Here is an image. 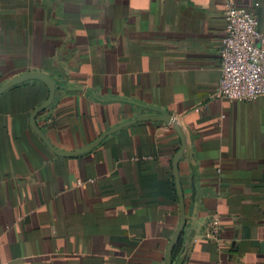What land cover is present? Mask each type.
<instances>
[{
  "label": "crops",
  "instance_id": "1",
  "mask_svg": "<svg viewBox=\"0 0 264 264\" xmlns=\"http://www.w3.org/2000/svg\"><path fill=\"white\" fill-rule=\"evenodd\" d=\"M258 2L255 7L254 3ZM264 24V0H237ZM224 0H0V264H264V97H216ZM209 222L219 239L202 234ZM174 246V248H175ZM173 248V249H174ZM173 254V251H172Z\"/></svg>",
  "mask_w": 264,
  "mask_h": 264
},
{
  "label": "built area",
  "instance_id": "2",
  "mask_svg": "<svg viewBox=\"0 0 264 264\" xmlns=\"http://www.w3.org/2000/svg\"><path fill=\"white\" fill-rule=\"evenodd\" d=\"M236 1L224 0L225 35L219 50L221 77L213 94L229 100L252 101L264 97V24H260L254 11L238 6ZM202 237L219 239L214 222L207 224Z\"/></svg>",
  "mask_w": 264,
  "mask_h": 264
},
{
  "label": "water",
  "instance_id": "3",
  "mask_svg": "<svg viewBox=\"0 0 264 264\" xmlns=\"http://www.w3.org/2000/svg\"><path fill=\"white\" fill-rule=\"evenodd\" d=\"M31 79L39 80V81L43 82L48 89V96L44 102H42L39 106L34 108L32 110V112L30 113V126H31L32 130L34 131V133L37 134L41 138V140L46 144V146L52 152H54L56 154H59V155H78V154H83V153L89 152L90 150L95 148L107 135L117 131L118 129H120L122 127L131 125V124H134V123L140 122V121H161V122H165L166 124L171 126L173 129H175L177 131V133L179 134V136L181 137V141H182V148L181 149H183V147L185 146L184 136H183L181 127L178 125V123L175 121V119L171 116V114H169L166 111L161 110L157 107L141 104V106L143 108L150 110L152 113L137 116V117L132 118L130 120H126L124 122H121V123L113 126L112 128H110L109 130H106L105 132L100 134L97 138H95L88 145H86L82 148H79L77 150H73V151L59 150L51 144V142L48 140L45 133L36 124V116L40 112L44 111L51 104V102L53 101L55 90L58 87V84L55 82V80L50 75L43 73L41 71L23 72L17 76H14L13 78H10L9 80L4 82L3 84H1L0 85V94L3 93L4 91L10 89L11 87L17 85V84H20L24 81L31 80ZM181 149L178 152V154L176 155V160L173 164L175 185H176V190H177V194H178V198H179L180 217H179V223H178V226L176 228V231L173 234V236L171 237L169 244L167 246L166 259H165L166 263L165 264H172L173 248H174L176 242L179 240V238L183 232V229L185 227V224H186L184 196H183V191L181 189V183H180V179H179V171H178V165H177V160L179 159V157L181 155Z\"/></svg>",
  "mask_w": 264,
  "mask_h": 264
},
{
  "label": "trees",
  "instance_id": "4",
  "mask_svg": "<svg viewBox=\"0 0 264 264\" xmlns=\"http://www.w3.org/2000/svg\"><path fill=\"white\" fill-rule=\"evenodd\" d=\"M177 249H178V246H175V248L173 249L172 258L176 255Z\"/></svg>",
  "mask_w": 264,
  "mask_h": 264
}]
</instances>
